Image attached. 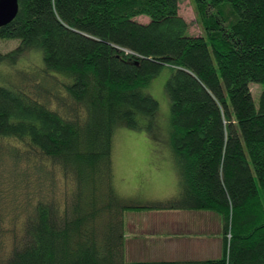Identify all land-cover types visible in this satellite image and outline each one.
Returning a JSON list of instances; mask_svg holds the SVG:
<instances>
[{
  "label": "trees",
  "instance_id": "1",
  "mask_svg": "<svg viewBox=\"0 0 264 264\" xmlns=\"http://www.w3.org/2000/svg\"><path fill=\"white\" fill-rule=\"evenodd\" d=\"M192 2L200 35L179 0H18L0 39L19 43L0 58L35 48L44 66L39 81L20 71L0 84V264H264V0ZM163 66L180 190L129 204L114 134L153 131L158 102L144 89ZM141 209L216 213L220 255L128 261L123 215Z\"/></svg>",
  "mask_w": 264,
  "mask_h": 264
},
{
  "label": "rangeland",
  "instance_id": "2",
  "mask_svg": "<svg viewBox=\"0 0 264 264\" xmlns=\"http://www.w3.org/2000/svg\"><path fill=\"white\" fill-rule=\"evenodd\" d=\"M178 14L188 24V32L191 35H200L201 27L197 22L196 13L192 0H179ZM140 22H147L146 16H138ZM17 39H0V55H4L17 47ZM39 50V51H38ZM28 48L22 51L15 60L0 58V84L7 82L18 83L22 80L20 71L31 75L35 81L41 79L43 61L40 56V49ZM39 70V71H37ZM172 73V69L163 66L154 75L144 91L149 93L158 102V110L155 118L153 131L133 130L120 127L116 130L113 140V171L114 186L118 194L124 197L130 204L145 205L164 201L178 194L179 180L174 170L173 157L170 154L166 137L169 125L170 99L166 89V82ZM27 88H31L34 81H24ZM253 95L254 103L257 104L260 86L251 83L249 85ZM174 166V167H173ZM4 174L6 175L5 170ZM20 191V190H19ZM24 191L17 194L18 200L23 196ZM2 213L8 215L13 212L3 201ZM141 209L140 211H142ZM135 211V210H132ZM138 211V210H136ZM136 216L135 220L146 219L145 212H128ZM129 216L124 214V220ZM139 240V237H136ZM133 239L129 236L125 243V257L127 260H149L150 258L167 259L170 256L160 249L162 246L149 244L147 240L138 242L140 247L135 250ZM3 241V242H2ZM10 236L4 233L0 243L9 244ZM4 248V247H3ZM164 248V247H162Z\"/></svg>",
  "mask_w": 264,
  "mask_h": 264
},
{
  "label": "crops",
  "instance_id": "3",
  "mask_svg": "<svg viewBox=\"0 0 264 264\" xmlns=\"http://www.w3.org/2000/svg\"><path fill=\"white\" fill-rule=\"evenodd\" d=\"M174 167V166H173ZM175 172L176 169L174 168ZM177 174V173H176ZM128 212H145L147 218L135 220L136 216ZM124 220L125 242L129 236L133 239V247L137 250L138 242L147 240L149 244L161 245L170 257L167 259L150 258L149 260L128 261H159V260H201L216 258L220 255V219L212 211L185 209H143L142 211H126ZM124 213V214H125ZM139 237V240L136 238ZM126 249V247L124 246ZM124 249V252H125Z\"/></svg>",
  "mask_w": 264,
  "mask_h": 264
},
{
  "label": "water",
  "instance_id": "4",
  "mask_svg": "<svg viewBox=\"0 0 264 264\" xmlns=\"http://www.w3.org/2000/svg\"><path fill=\"white\" fill-rule=\"evenodd\" d=\"M18 11V0H0V27L14 19Z\"/></svg>",
  "mask_w": 264,
  "mask_h": 264
}]
</instances>
